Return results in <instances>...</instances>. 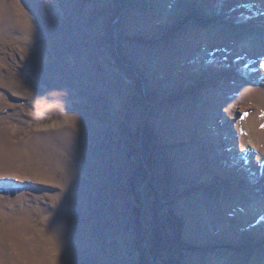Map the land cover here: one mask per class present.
<instances>
[{
    "label": "rangeland",
    "instance_id": "rangeland-1",
    "mask_svg": "<svg viewBox=\"0 0 264 264\" xmlns=\"http://www.w3.org/2000/svg\"><path fill=\"white\" fill-rule=\"evenodd\" d=\"M258 154L264 0H0V264H264Z\"/></svg>",
    "mask_w": 264,
    "mask_h": 264
},
{
    "label": "bare ground",
    "instance_id": "bare-ground-1",
    "mask_svg": "<svg viewBox=\"0 0 264 264\" xmlns=\"http://www.w3.org/2000/svg\"><path fill=\"white\" fill-rule=\"evenodd\" d=\"M242 36H243V35H242ZM244 36L247 37V39H245ZM244 36H243V37H244V40H243V39H242V40L245 42V46L242 48V53H243V54L246 53V55H248V53H249L248 51H249L251 48H250L249 50H247V49L250 47V45L253 44L252 41H253L254 39H253L252 36H251V37H250V36H247V35H244ZM255 36H256V35H255ZM256 38H257V36H256ZM258 40H259V39H258ZM244 42H243V43H244ZM261 43H262V42H261ZM252 46H253V45H252ZM254 48H256V46H254ZM252 49H253V47H252ZM261 52H263V51H261ZM261 52H260V53H261ZM205 53H206V52H205ZM252 54H253V53H252ZM254 54H255V53H254ZM254 54H253V55H254ZM205 56H207V55H204V57H205ZM250 56H251V55H250ZM254 57H255V56H254ZM201 58H202V57H201ZM258 70H259V69H258ZM259 71H260V70H259ZM261 79H263V78H261ZM260 81H261V80H260ZM240 128H241V127H240ZM256 154H257V153H256ZM257 156H258V158H257V161H258V162H263V161H264V159L261 157V155L258 154ZM255 204H258V203L255 202Z\"/></svg>",
    "mask_w": 264,
    "mask_h": 264
}]
</instances>
